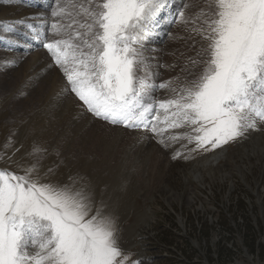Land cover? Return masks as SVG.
<instances>
[{"label": "snow or ice", "instance_id": "snow-or-ice-1", "mask_svg": "<svg viewBox=\"0 0 264 264\" xmlns=\"http://www.w3.org/2000/svg\"><path fill=\"white\" fill-rule=\"evenodd\" d=\"M86 2L53 0L48 20L58 38L43 44L52 60L44 70L63 73L61 95L74 94L85 112L151 132L165 148L182 139L196 149L218 148L264 128V0H203L191 18L185 10L195 6L181 0L178 21L196 25L191 31L205 42L202 59L190 63L204 67L195 74L183 69L187 76L175 85L158 82L142 46L168 0ZM77 7L84 22L67 11ZM18 23L35 31L26 19ZM160 90L167 95L158 96ZM182 128L195 135L169 132ZM12 143L9 136L0 146V163L23 175L0 167V264H126L115 220L83 178L54 182L53 168L42 172L46 148L34 144L27 159L13 160Z\"/></svg>", "mask_w": 264, "mask_h": 264}, {"label": "rangeland", "instance_id": "rangeland-1", "mask_svg": "<svg viewBox=\"0 0 264 264\" xmlns=\"http://www.w3.org/2000/svg\"><path fill=\"white\" fill-rule=\"evenodd\" d=\"M73 2L78 6L80 4L88 6L86 0H73ZM95 2H99V0H95ZM187 2L195 6L185 10L186 17L191 18L198 12L199 7L203 6V0H187ZM180 3L181 0H168V6L158 14L155 24L151 26V30L143 40L145 56L151 58L150 63L153 70L159 72L158 82L166 81L169 71L182 66V70L187 68L194 74L201 72L204 67L202 63L193 66L190 63L191 58H188L185 65L182 60L183 50L176 45V43H182L184 49H187L185 46L188 45L191 50L198 49L197 52L201 50L198 43L195 42L197 39H193V42L190 43L187 38L188 35L201 38L200 35L191 31L196 25L181 23L177 19V8ZM52 5L53 0H0V111L3 113H0V146L5 144L14 131L17 139L20 138L21 127L29 117V123L39 122L41 117L44 118L45 127L48 128L57 127L64 117H68V94L61 95L63 86L59 85V78L61 75L63 76V73L56 67L44 70L52 60L43 44L58 38L52 35L51 21L48 20ZM67 11L76 19L84 22L83 15L77 16V12L82 11L79 7L69 8ZM12 12L13 15H11ZM10 15L12 17L8 18L7 16ZM167 15H171L172 19L167 21ZM8 19L14 21L9 22ZM25 19L35 26V31L15 21ZM46 20H48L47 23ZM69 22V19L65 17L63 23ZM8 27L15 31H7ZM73 28H76L75 24ZM80 31L84 30L80 29ZM17 33L21 34L17 35ZM25 33L26 35H24ZM46 34L48 35L47 41H45ZM172 47L175 48L172 50ZM42 55H46V57L43 58ZM35 56L43 59V62H36L34 66L32 60L36 59ZM170 59L173 61L170 62ZM196 59L200 60L202 57ZM182 70L176 76V78L182 76L181 81L187 76V72H182ZM63 78L66 82V78L64 76ZM176 78L172 81L173 84H177ZM15 87L16 89L12 90ZM164 91L160 90L157 95L164 97L162 96V93H166ZM52 92V96H56L52 104L42 110L38 109L40 100L51 95ZM72 96L79 102L74 94ZM27 113H32V115L27 117ZM93 119L128 134H140V136L147 134L149 136L143 129H127L123 126L111 125L95 117ZM73 127V122L68 121L65 130L72 129L74 132ZM169 132L176 133L173 129H169ZM154 141L159 147L152 149V155L153 152L160 153L159 149L166 151L159 156V159L164 154H168L160 162L159 175H145L142 170H136L134 177L129 176L128 161L138 157L140 148L131 146L130 142L127 147L120 146L118 147L119 152L112 151V154L107 157L103 153L102 158L108 165L98 171L103 177L97 186L99 192L94 197L97 203L101 199L106 203V211L115 220L119 229L118 242L123 256L127 258L126 264H201L207 257L210 264H264L263 146L255 152H251L249 144L248 152L243 150L240 155L237 152L228 160L221 162L226 161L224 164L230 163V165H224L220 171H216L211 176L205 175L202 186L194 181V185L197 186L189 187L186 186L187 183L181 171L190 170V166L187 164L193 162L190 159L191 155L188 156L190 160L185 163L186 170H180V167L176 168V165L169 166L175 160H180L181 158H178L186 153L185 142L193 150L196 149L195 143H189L187 139L177 140L175 143H171L174 146H179V149L175 150L171 147L170 149L169 147L165 148L157 142L156 138L152 143ZM34 144L32 141H27L23 148L27 147L29 153ZM260 145H264V142ZM150 146L149 143L146 149H143L144 152L140 154L141 158L149 153ZM222 146L237 148L238 139ZM222 146L211 148V145H207L208 150L196 149L194 151L199 158L214 154L215 150ZM129 148L132 150L128 153ZM182 149L184 150L181 152ZM10 150L11 146L8 155ZM175 153H179V155L173 158ZM14 155H11L13 159L16 157L14 160H20L19 151L16 154L14 152ZM45 155L46 153L42 159L45 169L42 167V172L53 168L54 175L50 179L54 182L56 179L66 182L69 176H77L71 169L63 165H53V163L47 162L48 155L47 157ZM0 166L7 167L8 164L0 163ZM167 166L169 168L165 170ZM234 166L240 167V170ZM9 170L19 175L23 173ZM82 175L81 173L79 177ZM90 189L95 194L94 188L90 187ZM259 204H262L263 208H259ZM149 208L153 214L148 211ZM241 211H245L246 214H240ZM247 220H249L248 223ZM224 226H227V229ZM245 230H252L248 238ZM192 242L196 244L192 246ZM252 246L259 249L258 253H253L254 251L250 248ZM170 248L176 249L178 253L181 252L186 260L184 261L179 258L178 254L170 252ZM165 254L171 258L162 261ZM172 256L176 258L172 259Z\"/></svg>", "mask_w": 264, "mask_h": 264}, {"label": "bare ground", "instance_id": "bare-ground-1", "mask_svg": "<svg viewBox=\"0 0 264 264\" xmlns=\"http://www.w3.org/2000/svg\"><path fill=\"white\" fill-rule=\"evenodd\" d=\"M11 15H13V12ZM11 15L7 17L11 18L12 17ZM171 19H172L171 15L166 16L167 21ZM187 38L190 40V43L193 42V39L194 40L197 39L195 40V42L198 43L197 45H199L200 49L205 44L202 38H198V37L195 38L192 35H188ZM181 44L182 43H176V45L180 46V48L183 50L184 54L183 55L181 54V55L183 56L182 60L186 65L187 60H189L188 58H191V59L197 58L198 49L191 50L190 46H188L186 43L185 45L187 46H185V48L187 49H184ZM174 48L172 47V50ZM35 57L36 59L32 60V65L35 66L36 62H39V63L43 62V59L38 58V56H35ZM42 57L45 58L46 55H42ZM172 61L173 59H170V62ZM198 64L199 63H197V66ZM182 68L183 66L179 69L169 71L167 75V80L174 81L177 74L182 70ZM65 84L66 82L64 81V78L61 75L59 78V85L64 87ZM14 89H16V87L13 88L12 90ZM52 95H53V92L51 93V95H47L43 99H41L37 108L42 110L46 108L47 106H49L50 104H52V102L56 98V96H52ZM166 95L167 93H162V96H166ZM71 96L72 94H68V104H69L67 107L68 117H64L61 123L57 125V127L55 128L45 127L46 121L42 117L40 118L39 122L29 123L30 122L29 116L32 115V113H27L26 116L29 118H28V121L26 122L27 125L25 123L21 127V137L17 139V135L15 134V131L11 135L13 137V142H15L16 139L17 141L15 142V144L11 145V150L9 152V155L11 156L14 152L16 154L18 152L16 151V149H19L20 159L22 157L27 159L26 154L28 153L29 150L27 151V147L23 148L24 145L27 144V141H32L35 144L42 145L44 148L47 149V152L45 155V157H47L48 155L47 160H46L47 162L53 163V165H63L64 167L71 169L73 174H76L77 176H80V174L82 173L83 174L82 178L84 176L83 180L88 184L89 187L94 188V191H93L95 193L94 196H96L99 192L97 189V186H99L100 184L99 182L101 181L103 177V175L101 173H98V171L108 165V164H105V160L102 158L103 153H104V156L107 157L109 154H112V151L119 152L120 149L118 147L120 146L127 147V144L129 142L131 143V146L135 148L136 146L140 147L138 151L139 152L138 157L136 159H132L128 161L129 168H130V170L128 171L129 176L134 177V173L136 170H142L145 175H149V174L159 175L160 174V172L158 171L160 162L163 161L164 156H167L168 154L167 153L164 154V156L159 159V156L166 152L164 150L159 149L160 153L153 152V155H152L151 153L152 149L159 147V145L155 141L152 143V141L155 139L152 133L146 131L149 134V136L147 134L146 136L145 135L140 136V134L132 135V134L126 133L123 130L108 127V125L103 124L101 121H96L95 119H93V116H91V114L87 115L85 111L83 110V108L81 107V104H80L81 102L80 103L77 102V100H75L74 97L73 96L71 97ZM0 113L2 112L0 111ZM68 121L73 122V125H74L73 129H75L74 132L72 131V129L70 131L65 130V125L68 123ZM78 122L81 123L82 125H80ZM173 130L176 133L190 132L192 135H194V133L191 132V130L188 128L173 129ZM262 142H264V128L250 130L249 132L245 134L244 137H241L238 139L237 148L226 146L223 149L216 150L214 154L204 155L199 158L197 157L195 151L190 146H187V143L185 142L186 153L183 156L178 158V159L181 158L180 160H175L172 163V165H170L169 167L176 165V168L180 167V170H186L185 163L187 162V160L191 159V161L193 162L190 164H187L188 166H190V170H187L186 172L181 171V173L183 174V177L185 178L184 180L187 183L186 186H189V187L197 186V185H194V181L197 182V184L202 186L203 185L202 182L205 180V175L209 174V176H211L216 171H220L221 168L227 164V163L224 164L226 161L221 163L223 160H228L230 156H233L237 152H239V155H240V153L243 150L248 152L249 149L247 147L249 144L251 146V150H250L251 152H255V150H257L258 148L262 146L264 148V145H260V143ZM149 143L151 144V146L149 147V153H146V156L144 158H141L140 154L144 152L143 149L145 150L146 146ZM170 147L172 149L175 148V150L179 149L178 148L179 146H174L173 144H170L169 149ZM130 150L132 149L129 148L127 152L129 153ZM183 150L184 149H182L181 152ZM189 155H191L190 159L188 157ZM148 158L149 160L147 161ZM227 165H230V163ZM0 167H4V166H0ZM42 167L43 168L45 167L44 163H42ZM169 167L167 166L165 170H167ZM7 168L16 170L14 164H8ZM122 168H125V166H122ZM234 168L240 170V167L238 166H234ZM21 175H23V173ZM148 211L152 213V210L150 208L148 209ZM115 215H118V214L115 213Z\"/></svg>", "mask_w": 264, "mask_h": 264}, {"label": "clouds", "instance_id": "clouds-1", "mask_svg": "<svg viewBox=\"0 0 264 264\" xmlns=\"http://www.w3.org/2000/svg\"><path fill=\"white\" fill-rule=\"evenodd\" d=\"M259 208H263V206H262V204H259V206H258ZM240 214H242V215H245L246 213H245V211H241L240 212ZM235 224V223H234ZM255 247V246H254ZM249 249V248H248ZM263 249H264V246H263ZM245 251H246V249H244ZM258 250L259 249H256L255 248V252H253V253H258ZM249 252H250V250H248ZM176 254H178L179 255V258H181L182 260H186V258L185 257H183L181 254V252L180 253H176ZM252 254V253H251ZM163 259H162V261H165V260H168L169 258H171V256H167V257H162ZM164 258H166V259H164ZM176 257H174V256H172V259H175ZM208 258V257H207ZM207 258H204V261L203 262H201V264H210V262H209V259H207ZM182 260H179V261H182Z\"/></svg>", "mask_w": 264, "mask_h": 264}, {"label": "trees", "instance_id": "trees-1", "mask_svg": "<svg viewBox=\"0 0 264 264\" xmlns=\"http://www.w3.org/2000/svg\"><path fill=\"white\" fill-rule=\"evenodd\" d=\"M249 222V220H247V223ZM224 228H226L227 229V226H224ZM252 230H245V233H246V236H247V238L250 236V232H251ZM254 252H255V247L254 246H252V247H250ZM223 256V255H222Z\"/></svg>", "mask_w": 264, "mask_h": 264}, {"label": "built area", "instance_id": "built-area-1", "mask_svg": "<svg viewBox=\"0 0 264 264\" xmlns=\"http://www.w3.org/2000/svg\"><path fill=\"white\" fill-rule=\"evenodd\" d=\"M145 233V232H144Z\"/></svg>", "mask_w": 264, "mask_h": 264}]
</instances>
